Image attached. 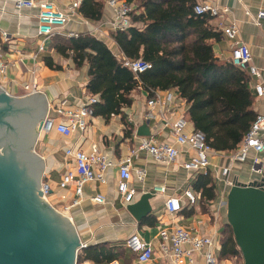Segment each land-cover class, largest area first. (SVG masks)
<instances>
[{
    "label": "crops",
    "instance_id": "1",
    "mask_svg": "<svg viewBox=\"0 0 264 264\" xmlns=\"http://www.w3.org/2000/svg\"><path fill=\"white\" fill-rule=\"evenodd\" d=\"M65 12H69L67 4L70 0H48ZM103 4L102 15L98 20H92L83 15L80 7L58 33L43 39L37 35L38 8H22L16 10L15 0H0V59L7 63L6 73L0 78V87L13 96L26 95L29 92L24 85L33 86L35 92L43 94L47 100L48 109L65 97L70 105L79 104L84 98L88 82V65L84 63L77 67L70 57L65 58L56 53L53 48L56 35L67 37V32H88L103 41L112 53L119 59L124 56L112 37V11ZM197 2L204 0H196ZM220 9L227 11L219 16L211 17L210 25L221 32L220 24L235 22L238 27L237 40L245 43L251 53V63L261 73L264 82V18H257L259 10H264V0H208ZM5 32V38L1 35ZM43 40V50L38 47ZM215 56L220 61L229 60L233 42L223 35L219 40H211ZM46 58L52 62L49 67ZM247 73V72H246ZM248 75L249 87L253 94L252 110L264 112V101L257 97L253 85L256 78ZM164 102L156 104L155 111L162 110V117L156 120L145 118L148 95L143 87L137 86L130 93L131 104L120 108L119 114H112L108 118L94 115L89 119L88 126L83 132L77 131L69 136H63L52 130L41 136V144L36 152L44 162L41 178L49 186L46 200L57 211L70 218L81 243L95 246L104 252L108 249L118 264H172L158 252V232L161 228L172 230L178 226L210 235L218 247L214 252L219 259L218 264H240L233 258H221L222 230L226 224V206L221 200L232 186L225 184V180H232L233 184H248L259 181L264 174V154L250 151L243 162H230L229 151H216L209 157V165L205 170L190 171L182 167V163L189 159L192 150L187 146H179V155L174 163L162 164L155 162L143 149H139L140 137L138 129L148 125L150 135L158 142L174 143L169 123L183 116L187 120L185 132L191 131L192 122L187 115L189 104L178 96L175 89L156 90ZM34 92V93H35ZM88 92V91H87ZM171 100L168 101V94ZM46 111V112H47ZM50 114H53L52 109ZM130 119V120H129ZM147 136V135H146ZM37 144V142H36ZM96 145L100 151L114 160L129 157L131 160V179L129 187L135 190L131 203L143 202L147 211L137 220L127 209L116 191L117 172L115 168L108 170V182L100 184L96 181L87 182L83 186L84 200L76 206H70L73 198L72 186L60 188L58 182L63 173L73 170V160L65 154L67 148L89 150ZM36 150V145H35ZM136 151V155L132 151ZM262 160L261 172L252 171L253 158ZM228 166L229 174H221V168ZM143 169L144 178L140 180L137 170ZM209 172L215 186V198L206 200L201 198L200 192L193 188L194 181L199 174ZM155 186H164L165 194L155 190ZM189 187L197 195V204L192 206L182 196L183 189ZM103 194L105 204L92 202L89 197ZM167 196H181V210L170 214L164 207ZM130 203V204H131ZM137 232L145 241L153 244L155 254L151 261L140 263L136 256L126 248L125 239ZM105 255V252H104ZM103 255L97 262L82 260L77 264H108ZM188 264V263H185ZM193 264H205L203 257L197 255Z\"/></svg>",
    "mask_w": 264,
    "mask_h": 264
},
{
    "label": "trees",
    "instance_id": "2",
    "mask_svg": "<svg viewBox=\"0 0 264 264\" xmlns=\"http://www.w3.org/2000/svg\"><path fill=\"white\" fill-rule=\"evenodd\" d=\"M133 3V26L111 35L123 56L141 58L151 68L134 74L124 60L117 58L107 45L89 34L76 37L56 35V53L70 57L77 67L88 65L86 89L98 95L92 105L94 115L108 118L131 104L130 93L137 86L150 90L175 89L188 104L187 115L194 129L205 135L207 144L216 151L234 150L256 117L252 110L253 94L247 73L229 60L220 61L211 40H219L221 32L210 25L211 17L194 12L196 0H125ZM100 0H82L80 10L92 20L102 15ZM49 67L51 61L46 58ZM193 188L206 200L215 198V186L209 172L199 174ZM105 252V255H104ZM83 248L77 256L97 262L103 255L110 262L114 256L104 248ZM221 258L242 259L232 227L222 230ZM243 264V260H242Z\"/></svg>",
    "mask_w": 264,
    "mask_h": 264
},
{
    "label": "built area",
    "instance_id": "3",
    "mask_svg": "<svg viewBox=\"0 0 264 264\" xmlns=\"http://www.w3.org/2000/svg\"><path fill=\"white\" fill-rule=\"evenodd\" d=\"M82 0H70L67 4L69 12H65L56 4L48 0H15L14 7L16 10L22 8L37 7L38 28L37 35L43 39L60 32L76 13L80 7ZM106 5L112 11L113 21L111 22L113 30H125L133 26L131 15L135 11L133 3L125 0H106ZM225 8L220 9L208 0L197 2L194 6V12L199 15L207 14L210 17L219 16L226 12ZM257 18H264V10H259ZM221 32L225 37L233 42L229 61L238 68L244 70L249 75L256 78L253 85L257 97L264 101V82L261 78L260 70L251 63V53L249 47L237 40L238 27L235 22L220 24ZM5 38L6 33L1 32ZM76 32H67L65 36L76 37ZM43 50V40L41 41L38 52ZM124 60V65L127 66L134 74H139L151 68V63L144 61L141 58ZM7 69V63L0 59V78L4 76ZM24 89L32 94L35 92L33 86L24 85ZM153 96L147 99V109L145 118L147 121L156 120L162 117V110L155 111L156 104L161 105L164 100L156 90H150ZM172 95L168 94V101ZM97 94H90L84 91L83 100L77 105H70L65 97L58 99L52 109L45 114L43 122L40 126L39 135H46L52 130H55L63 136H69L74 132H83L86 130L89 119L93 116L92 105L98 102ZM130 120V119H129ZM187 120L183 116H179L171 123V130L174 143L158 142L152 135L140 137L139 149L145 150L152 159L157 163L171 164L174 163L179 155V146H187L192 150L189 159L182 163V167L190 171L205 170L209 165V157L215 151L207 144L205 135L202 131L192 128L191 131L185 132ZM264 154V112L257 113L254 121L250 125L247 133L244 135L238 146L230 151V162H243L250 151ZM65 154L73 160L74 169L67 170L62 174L58 186L66 188L72 186L73 198L70 206L79 205L84 200L83 186L87 182L96 181L100 184L108 182V170L115 168L117 172L116 191L120 196L122 203L126 206L130 204L135 196V190L129 187L128 182L131 179V160L129 157L124 159L114 160L106 153L99 150L96 145H93L89 150L67 148ZM136 155V151H132ZM259 165V167H257ZM262 160L254 157L252 171L261 172ZM230 172L228 166L221 168V174L227 176ZM145 172L143 169L137 170V176L140 180L144 178ZM228 186L233 185L232 180H225ZM155 190L162 195L165 194L164 186H155ZM40 192L46 199L49 192V186L46 182L40 185ZM182 196L187 200L188 204L194 206L197 204L198 197L189 187L183 189ZM181 196H167L164 202L166 211L170 214L178 213L182 206L180 201ZM92 202L97 204H105L106 198L103 194H95L89 197ZM221 205L226 206V199L221 200ZM158 252L162 257L167 258L172 264H193L195 257L201 255L205 264H218L219 259L214 252V248L218 247L214 238L210 235L203 234L195 230L192 232L189 229L178 226L172 230L161 228L158 232ZM125 246L135 256L138 262L147 263L151 261L155 254L153 244L145 241L137 232L130 234L125 239ZM86 244L80 242L77 249V256ZM77 264V259L76 263ZM108 264H118L117 260H112Z\"/></svg>",
    "mask_w": 264,
    "mask_h": 264
},
{
    "label": "water",
    "instance_id": "4",
    "mask_svg": "<svg viewBox=\"0 0 264 264\" xmlns=\"http://www.w3.org/2000/svg\"><path fill=\"white\" fill-rule=\"evenodd\" d=\"M46 111L42 93L13 96L0 87V129L14 141L11 150L0 141V264L76 263L80 240L73 223L36 193L45 161L35 145ZM137 134L149 135L148 125ZM126 207L137 220L147 211L143 202ZM226 221L243 264H264V174L230 187Z\"/></svg>",
    "mask_w": 264,
    "mask_h": 264
},
{
    "label": "flooded vegetation",
    "instance_id": "5",
    "mask_svg": "<svg viewBox=\"0 0 264 264\" xmlns=\"http://www.w3.org/2000/svg\"><path fill=\"white\" fill-rule=\"evenodd\" d=\"M0 141L1 142H5L9 149L11 150L14 144L13 139H11V134L10 131L6 128V129H0Z\"/></svg>",
    "mask_w": 264,
    "mask_h": 264
},
{
    "label": "rangeland",
    "instance_id": "6",
    "mask_svg": "<svg viewBox=\"0 0 264 264\" xmlns=\"http://www.w3.org/2000/svg\"><path fill=\"white\" fill-rule=\"evenodd\" d=\"M41 136H44V135H39L38 136V139H37V144H36V152L38 151V148H39V146H40V144H41V140H42V137ZM44 182V180L41 178L40 179V183L38 184V187H37V190H36V193L38 194V191L40 190V185L42 184ZM240 264H242V259L240 260L239 259V261H238Z\"/></svg>",
    "mask_w": 264,
    "mask_h": 264
}]
</instances>
